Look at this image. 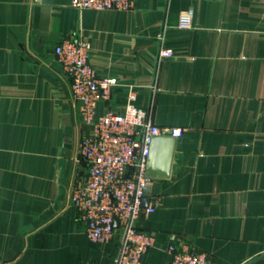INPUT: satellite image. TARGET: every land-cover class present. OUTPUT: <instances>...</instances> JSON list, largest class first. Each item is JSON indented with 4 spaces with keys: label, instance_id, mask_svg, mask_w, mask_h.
Returning <instances> with one entry per match:
<instances>
[{
    "label": "crops",
    "instance_id": "crops-1",
    "mask_svg": "<svg viewBox=\"0 0 264 264\" xmlns=\"http://www.w3.org/2000/svg\"><path fill=\"white\" fill-rule=\"evenodd\" d=\"M192 10V25L179 28ZM84 40L99 75L119 86L97 106L122 110L128 91L153 122L184 130L168 178H152L140 230L143 264H170L187 242L213 264H264V0H135L130 10L72 0H0V264L105 263L117 241L93 243L70 203L86 178L89 130L53 52ZM161 50L173 56L162 58Z\"/></svg>",
    "mask_w": 264,
    "mask_h": 264
},
{
    "label": "built area",
    "instance_id": "built-area-1",
    "mask_svg": "<svg viewBox=\"0 0 264 264\" xmlns=\"http://www.w3.org/2000/svg\"><path fill=\"white\" fill-rule=\"evenodd\" d=\"M134 1L72 0V4L97 11L130 10ZM192 19V10L182 13L179 28H190ZM53 52L61 74L71 82V97L79 103L83 121L89 126L77 151L86 178L72 188L69 201L93 243L117 241V252L110 261L85 264H143L144 256L154 246L153 236L137 227L144 212L155 211V204L144 206L152 183L146 175L151 141L154 136L180 138L184 130L155 124L151 109L138 107L132 91H128L122 110L108 108L97 116L98 103L111 99L119 86L118 78L98 74L90 61V46L84 40L63 38ZM159 56L170 58L173 52L161 50ZM167 252L170 264H213L208 254L187 242L172 241Z\"/></svg>",
    "mask_w": 264,
    "mask_h": 264
},
{
    "label": "water",
    "instance_id": "water-1",
    "mask_svg": "<svg viewBox=\"0 0 264 264\" xmlns=\"http://www.w3.org/2000/svg\"><path fill=\"white\" fill-rule=\"evenodd\" d=\"M174 136H154L150 145L146 175L151 178H168L171 173L175 144ZM149 200L144 201L147 207Z\"/></svg>",
    "mask_w": 264,
    "mask_h": 264
}]
</instances>
